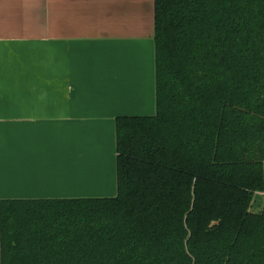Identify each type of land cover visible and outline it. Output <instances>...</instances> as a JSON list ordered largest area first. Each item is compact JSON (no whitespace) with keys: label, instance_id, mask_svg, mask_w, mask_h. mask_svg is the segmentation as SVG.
<instances>
[{"label":"trees","instance_id":"obj_1","mask_svg":"<svg viewBox=\"0 0 264 264\" xmlns=\"http://www.w3.org/2000/svg\"><path fill=\"white\" fill-rule=\"evenodd\" d=\"M154 42L117 196L1 200L2 264H264V0H155Z\"/></svg>","mask_w":264,"mask_h":264},{"label":"crops","instance_id":"obj_2","mask_svg":"<svg viewBox=\"0 0 264 264\" xmlns=\"http://www.w3.org/2000/svg\"><path fill=\"white\" fill-rule=\"evenodd\" d=\"M154 35L155 0H0V203L117 196L116 119L157 114Z\"/></svg>","mask_w":264,"mask_h":264},{"label":"rangeland","instance_id":"obj_3","mask_svg":"<svg viewBox=\"0 0 264 264\" xmlns=\"http://www.w3.org/2000/svg\"><path fill=\"white\" fill-rule=\"evenodd\" d=\"M264 200V192H257L252 203L251 209L255 212H259L262 209Z\"/></svg>","mask_w":264,"mask_h":264}]
</instances>
